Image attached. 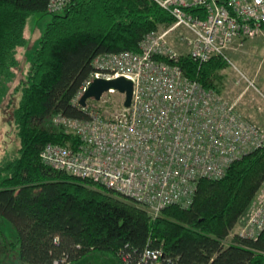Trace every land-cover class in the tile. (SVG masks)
<instances>
[{
	"label": "trees",
	"instance_id": "obj_1",
	"mask_svg": "<svg viewBox=\"0 0 264 264\" xmlns=\"http://www.w3.org/2000/svg\"><path fill=\"white\" fill-rule=\"evenodd\" d=\"M49 1L0 0V110L19 66L18 48L26 43L27 20L47 13ZM52 14L16 87L11 124L18 147L0 158V217L17 230L7 244L13 257L21 264H72L94 253L136 264L146 249H161L157 264H264V228L255 239L229 238L264 184V146L234 161L221 179H198L188 207L169 205L154 218L133 199L40 161L48 143L78 147L75 134L52 122L88 118L77 97L94 59L137 53L147 34L173 22L154 0H68ZM227 65L222 57L199 65L186 54L178 61L184 77L218 93Z\"/></svg>",
	"mask_w": 264,
	"mask_h": 264
},
{
	"label": "built area",
	"instance_id": "obj_2",
	"mask_svg": "<svg viewBox=\"0 0 264 264\" xmlns=\"http://www.w3.org/2000/svg\"><path fill=\"white\" fill-rule=\"evenodd\" d=\"M67 1L50 0L47 11L58 12ZM154 1L172 24L147 34L137 53L96 57L78 94L92 78L123 76L132 82L130 105L109 118L90 110L85 120L56 117L79 145L48 143L39 153L44 165L131 198L152 218L169 205L188 207L198 179H221L234 161L264 146V128L238 111L237 100L187 79L178 66L182 54L199 65L213 57L227 61L233 44L262 32L264 0ZM176 33L183 51L170 43ZM237 75L236 85L257 90ZM250 209L239 236L255 239L264 228V184ZM160 257L161 249H146L136 264H157Z\"/></svg>",
	"mask_w": 264,
	"mask_h": 264
},
{
	"label": "rangeland",
	"instance_id": "obj_3",
	"mask_svg": "<svg viewBox=\"0 0 264 264\" xmlns=\"http://www.w3.org/2000/svg\"><path fill=\"white\" fill-rule=\"evenodd\" d=\"M52 17L53 14L47 12L32 15L27 20L24 33L26 43L18 48L17 58L19 60V66L15 70V78L11 84L9 95L6 97L0 110V158L5 154L14 153L18 147V140L11 124V111L17 103L19 96L16 87L20 81L25 80L29 69V61H31L35 50L38 48L39 41L42 39L45 28L52 20ZM160 30L163 29H159L156 32ZM176 36L177 33L170 38V43L178 51H183L182 46L176 41ZM236 44H233L232 49L225 52L228 65L219 72L220 79L217 81V86L220 88L219 93L226 99L235 100L239 97L240 105L243 106L242 109L248 108L252 117L255 118L258 117V114L260 115V113L264 112V108L261 106L264 105V29L256 36L243 39L241 46L237 47ZM238 71H241L248 79L252 80L257 90L249 87L245 91L247 83L243 81L236 85L235 80L238 78ZM123 100V95L118 92L104 93L98 101L92 99L87 100L86 107L92 112H97L109 118L121 110ZM52 123L61 125L56 121V118ZM263 125L259 126L264 128ZM62 127L65 131L73 133L70 128L63 125ZM252 203L241 217L240 222L237 223L229 238L235 234L239 235L242 231L243 224L251 212L250 207ZM16 239L17 230L13 224L0 217V264H21L17 256L13 257V253L9 250L10 246L7 245L8 243H14ZM7 247H9L8 250ZM72 264L115 263L111 259L97 258L94 253H88L73 261Z\"/></svg>",
	"mask_w": 264,
	"mask_h": 264
},
{
	"label": "water",
	"instance_id": "obj_4",
	"mask_svg": "<svg viewBox=\"0 0 264 264\" xmlns=\"http://www.w3.org/2000/svg\"><path fill=\"white\" fill-rule=\"evenodd\" d=\"M109 91L118 92L123 95V107H128L130 105L132 97V82L123 76L113 79L92 78L88 85L85 86L77 103L82 109H85L87 100L92 99L98 101L104 93Z\"/></svg>",
	"mask_w": 264,
	"mask_h": 264
},
{
	"label": "crops",
	"instance_id": "obj_5",
	"mask_svg": "<svg viewBox=\"0 0 264 264\" xmlns=\"http://www.w3.org/2000/svg\"><path fill=\"white\" fill-rule=\"evenodd\" d=\"M255 97V96H254ZM256 98V97H255ZM235 100H237V109L238 111L246 118L252 120L253 122L259 124V125H263L264 124V112L263 113H260V115L258 114V117H252L251 115V112L250 110L247 109H242L243 106L240 105V102H239V97L236 98ZM263 108H264V105H261ZM251 108V106H249ZM264 110V109H263ZM258 112V111H257ZM256 113V112H255ZM264 126V125H263Z\"/></svg>",
	"mask_w": 264,
	"mask_h": 264
}]
</instances>
